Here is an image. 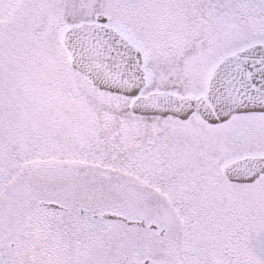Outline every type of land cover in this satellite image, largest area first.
Returning a JSON list of instances; mask_svg holds the SVG:
<instances>
[{
  "label": "snow or ice",
  "instance_id": "snow-or-ice-1",
  "mask_svg": "<svg viewBox=\"0 0 264 264\" xmlns=\"http://www.w3.org/2000/svg\"><path fill=\"white\" fill-rule=\"evenodd\" d=\"M0 264H264V0H0Z\"/></svg>",
  "mask_w": 264,
  "mask_h": 264
}]
</instances>
